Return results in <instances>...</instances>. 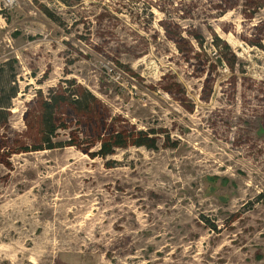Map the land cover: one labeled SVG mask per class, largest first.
I'll return each instance as SVG.
<instances>
[{
	"label": "rangeland",
	"instance_id": "1",
	"mask_svg": "<svg viewBox=\"0 0 264 264\" xmlns=\"http://www.w3.org/2000/svg\"><path fill=\"white\" fill-rule=\"evenodd\" d=\"M11 80L1 133L64 88L97 103L59 139L134 136L0 143V264H264V0H0Z\"/></svg>",
	"mask_w": 264,
	"mask_h": 264
},
{
	"label": "trees",
	"instance_id": "2",
	"mask_svg": "<svg viewBox=\"0 0 264 264\" xmlns=\"http://www.w3.org/2000/svg\"><path fill=\"white\" fill-rule=\"evenodd\" d=\"M15 78V76L13 77ZM14 83V84H13ZM69 89L59 88L51 91V93L40 99H37L31 114L26 120L27 129L12 138L6 132L1 133L2 130L9 128V119L6 112H9L11 102L17 97L19 87L15 80H11L9 88L1 86L0 83V143L1 147L10 150L9 155L22 152H33L42 150H52L56 148L75 146L78 149L89 153L92 157H106L113 152L116 147H124L134 134L128 137L122 135L119 130H116L112 125V133L107 138H100L99 149L94 151L92 148L97 145L98 140L91 141L84 144L78 136H72L65 140L59 139L61 131L71 133V123L74 117L83 119H92L93 112L91 105H96L97 100L91 94H86L85 97L80 98L76 93L68 91ZM140 134H144L141 132ZM125 139V141H124ZM134 142L137 145H147L153 147V144H148L147 141ZM129 142V141H128Z\"/></svg>",
	"mask_w": 264,
	"mask_h": 264
}]
</instances>
